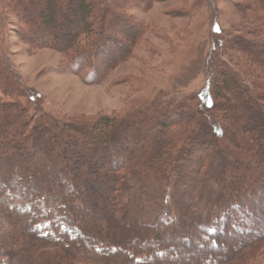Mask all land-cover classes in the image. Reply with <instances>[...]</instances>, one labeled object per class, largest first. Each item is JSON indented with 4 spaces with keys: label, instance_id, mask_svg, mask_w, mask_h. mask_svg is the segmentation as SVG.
Returning a JSON list of instances; mask_svg holds the SVG:
<instances>
[{
    "label": "trees",
    "instance_id": "1",
    "mask_svg": "<svg viewBox=\"0 0 264 264\" xmlns=\"http://www.w3.org/2000/svg\"><path fill=\"white\" fill-rule=\"evenodd\" d=\"M28 1L31 9L23 0H12L27 16L22 31L28 44L63 53L70 73L90 70L87 83L102 81L137 42L130 37L125 46L113 32L104 35L107 16L114 18L110 5L121 0ZM244 10L247 35L239 32L226 42L233 52V76L225 70L212 82L210 101H192L150 118L134 111L130 119L100 115L63 122L47 114L32 116L21 100L27 95L13 82L0 53V194L31 204L29 211L5 212L19 221L13 224L19 237L61 249L51 255L27 243L20 250L8 246L0 233L1 264H50L55 257L61 263L69 249L122 264H187L173 246L183 241L189 243L188 256L196 251L197 264L211 258L234 264L233 254L223 252L235 235L241 240L237 251L256 250L253 243L264 239V0ZM82 37L91 40L88 48H76ZM113 46L124 51L106 62ZM86 57L92 59L89 64ZM100 57H105L102 64ZM178 142L184 145L176 150ZM193 153L197 160L187 156ZM112 158L115 167L107 168ZM83 161L100 169H83ZM192 166L195 172L188 175ZM103 176L110 178L106 191L95 181ZM197 182L201 190L193 194ZM57 217L78 234L62 231ZM41 219L51 221L47 234L38 227ZM117 221L126 227L113 226Z\"/></svg>",
    "mask_w": 264,
    "mask_h": 264
},
{
    "label": "rangeland",
    "instance_id": "2",
    "mask_svg": "<svg viewBox=\"0 0 264 264\" xmlns=\"http://www.w3.org/2000/svg\"><path fill=\"white\" fill-rule=\"evenodd\" d=\"M121 1V5L116 7L110 5L114 18L107 16L110 23L104 35H107V31L113 32L118 37L117 41H121L125 46L130 37H136L137 42L133 48H129L131 54L128 58L114 66L102 81L87 83L86 77L90 70L85 69L80 75L70 73V67L65 62L67 58L63 53L52 48H37L28 44L26 35L22 31V28L26 27L23 17L27 19V16L12 3V0H0V53L4 56L6 61L4 66L13 77V82L18 83L22 92L27 95L21 100L32 116L47 114L63 122L80 118L92 119L100 115L130 119L131 112L134 111L137 112L136 116L150 118V114L152 116L169 114L179 105L192 101L200 103L202 99L206 100L208 97L210 101L213 97V90L209 91L212 82L221 78L225 70L232 76L233 72H236L233 52L226 42L229 41L228 38L239 32L247 35L248 22L242 13H245L246 5H254L258 0ZM46 3V0H41L40 5ZM23 5L31 9L28 0H23ZM36 12L39 14L38 11ZM31 19L34 25H39L37 17ZM115 21L117 24L114 25ZM122 21H126L123 28L127 29V33H123V28L120 29L119 25H122ZM139 29L141 35L137 36ZM48 32L55 34L61 33V30L49 29ZM88 39L82 37L75 44L76 48H88L91 41ZM49 42L55 43L51 39ZM113 47L112 54L105 55L106 62H112L114 57H118L124 51L116 46ZM99 59L102 64L105 57L103 60L101 57ZM91 60L86 57L85 62L89 64ZM159 119L161 120L162 117ZM183 145L178 142L174 149L178 150ZM37 154L34 152V155ZM179 155L182 157L186 154ZM187 156L194 160L198 159L195 153ZM115 162L117 161L112 158L107 168L115 167L113 165ZM82 165L83 169L96 166L98 170L101 166L89 161H83ZM194 172L192 166L188 170V175ZM95 181L97 186L104 190L110 184V178L104 176L98 177ZM193 190V194L200 192L199 182ZM12 197V195L6 197L5 194H0V233L7 245H16L21 250L23 245L29 243V246L40 253L41 251L50 252L51 255L60 253L61 249L51 244L39 243L25 236H20L23 240L20 239L13 230V224L19 221L9 216L5 210L29 211L31 204L13 202ZM99 198H103V195ZM56 219L59 220L62 231L73 236L78 234L76 227L62 222L60 217ZM50 225L51 221L45 219H41L38 223L39 229L44 234L50 232ZM112 225L111 223L110 228ZM116 225L126 227V223L120 221L115 222L113 226L117 227ZM15 238L18 239L16 242ZM189 239L193 241V238ZM229 241V250L223 254L229 256L233 254L232 263L264 264V239L253 243L257 248L252 253H249V249L242 251L235 249L241 241L238 235L230 238ZM149 242L150 240L147 244ZM173 243L176 248L177 243ZM180 245L182 250L190 253L189 243L183 241ZM133 247L137 248V244ZM181 249L178 254L185 255L187 264H197L194 257L196 251L188 256ZM74 252L76 251L69 249L66 253L70 256L65 257L61 263L59 261L62 258L55 257L57 262L51 261L50 264H122L114 258H84L79 253L78 256L73 254ZM99 252L107 255L110 250L101 249ZM206 264H217V260L211 258Z\"/></svg>",
    "mask_w": 264,
    "mask_h": 264
},
{
    "label": "bare ground",
    "instance_id": "3",
    "mask_svg": "<svg viewBox=\"0 0 264 264\" xmlns=\"http://www.w3.org/2000/svg\"><path fill=\"white\" fill-rule=\"evenodd\" d=\"M177 245H178L177 247L181 249L180 246H182V245H180V244H177ZM179 245H180V246H179ZM181 250H182V249H181ZM182 251H184V250H182ZM197 253H200V252L198 251ZM182 258H183V257H182ZM182 258H181V259H182Z\"/></svg>",
    "mask_w": 264,
    "mask_h": 264
}]
</instances>
